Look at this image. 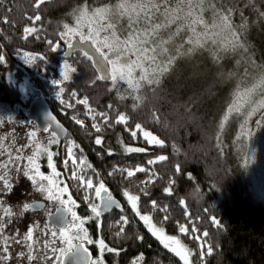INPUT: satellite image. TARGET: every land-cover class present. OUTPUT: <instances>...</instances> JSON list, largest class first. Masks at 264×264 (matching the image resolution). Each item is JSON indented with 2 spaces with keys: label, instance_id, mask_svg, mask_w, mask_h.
Masks as SVG:
<instances>
[{
  "label": "trees",
  "instance_id": "1",
  "mask_svg": "<svg viewBox=\"0 0 264 264\" xmlns=\"http://www.w3.org/2000/svg\"><path fill=\"white\" fill-rule=\"evenodd\" d=\"M118 2L120 0H46L36 9L35 0H0V56H3L0 67L5 65L8 70L25 65L29 69L26 81L34 77L37 79L36 92L46 99L67 128L63 142L79 145L83 152L78 149L73 151L86 158L84 168L87 164L92 165V169L87 170L86 179L91 177L94 185L103 181L116 195L115 190L118 192V186L123 185V188L139 196L138 211L150 216L151 222L163 228L166 235L176 236L193 250V264H264V205L252 195L242 179L244 171L242 173L238 161L237 145L234 148L227 144L232 141L235 127H241L245 118L232 120L233 124L227 125L224 132L220 129L231 95L228 93L229 85L221 78L219 66L207 56V52L196 50L184 57L177 56L169 72L161 78L155 95L147 89L133 93L122 83L118 85L119 91L110 92V81L92 83L98 73L81 51H75L68 58L63 56L66 45L60 40L59 33L63 31L64 24L74 26L71 7L84 4L88 10H93L106 5L114 6ZM223 3L225 8L234 6L237 9L232 14L235 22H243L240 16L243 12L248 26L245 33L253 45L251 51L257 63L264 68V16L260 15L264 13V0H223ZM246 4L250 6L245 7ZM35 15H40L41 20L34 21ZM25 27H36L39 31L25 39ZM117 27L120 34L122 24ZM84 33L87 34V30ZM74 39L78 40V37ZM49 40L59 45L55 51L48 44ZM25 53L29 54L28 58L35 57L32 63L26 62ZM63 63L69 69H76L75 72L70 70L68 75L71 78L67 81L61 75V70H65ZM4 70L0 68V72H6ZM19 71L10 79L18 78ZM136 75L139 76V70ZM53 81L59 83L54 84ZM0 83V101L12 105L18 100V90ZM60 87L64 88V92L57 99ZM73 92L77 93L76 97H72ZM135 95H142L144 99L135 101L132 99ZM120 96L125 99L121 100ZM83 97L89 99L90 107L95 110L91 115L107 113L111 127L104 125L103 119L97 116L95 122L102 130L96 133L92 129L93 121L84 115L87 109L76 104V100ZM61 100L64 102L61 103ZM69 103L73 107L69 108ZM109 104L112 110L108 109ZM134 104L139 107L133 108ZM118 113L127 117L126 124L115 123ZM73 116L83 120V126L76 124ZM136 124L156 135L163 141V146L149 144L141 130L135 128ZM133 130L137 131L136 137L131 136ZM118 133L126 145L145 148L146 151L117 153L114 140ZM96 136L103 138L102 146L95 145ZM223 140L227 147L223 146ZM109 150L112 156L107 155ZM160 155L168 159L147 165L148 159ZM177 165L181 168L179 173L175 171ZM137 166L146 167L163 178L146 184L143 182L148 179L149 172L136 173L129 179L119 172L108 175L113 168L134 170ZM170 180L175 181L174 194L168 197L163 188ZM141 188L147 189V197L140 191ZM181 199L185 201L191 222L179 205ZM151 200L158 202V208L168 206L167 221L163 220L165 213L153 210ZM212 217L220 222L219 227L212 223ZM181 223L189 227L188 235L179 233L178 224ZM193 226L197 227V234L201 236L202 232H209L207 243L213 247V253L203 259L200 258L199 242L191 238ZM141 230L140 226L136 229L127 226V237L137 239L140 232L143 234ZM132 231L135 234L131 237ZM142 241L147 264H178L177 258H173L159 241L147 234H143Z\"/></svg>",
  "mask_w": 264,
  "mask_h": 264
},
{
  "label": "snow or ice",
  "instance_id": "2",
  "mask_svg": "<svg viewBox=\"0 0 264 264\" xmlns=\"http://www.w3.org/2000/svg\"><path fill=\"white\" fill-rule=\"evenodd\" d=\"M46 0H35V8L39 9ZM217 3L220 4V8L217 7ZM250 6L246 4L245 7ZM237 9L234 6H228L225 8L223 0H120L114 6L106 5L104 7H96L91 13L87 7L79 10V15L76 17V27H70L68 24L63 25V31L59 33L61 41L67 40L66 47L68 49L76 48V44L72 42L74 37H78V43L81 45L82 55L91 61L95 72L98 73L95 80L92 81L95 84L97 81H110L111 87L108 91L118 89L119 84H126L127 88L133 93H139L142 89L149 90L153 95L158 92L159 85L161 84V78L164 77L172 67L177 56H183L191 54L197 50V48H204L208 41L212 44H217L219 41H224V50L236 51L237 49H244L247 52L244 44L241 43L240 34L236 30V26L232 23V14ZM206 12L211 13V22L205 19L204 14ZM264 16V13H260ZM240 16L242 24L238 27L243 29L246 27L247 21L244 18V14L241 11ZM29 19H32L31 17ZM126 19V25L119 29L118 34L117 25L121 20ZM41 16L35 15L34 21H40ZM84 23L88 25V32L85 34L81 31ZM39 29L36 27H25L24 38L27 39L34 33H38ZM104 33L103 36L101 34ZM184 33H189L187 39L182 38ZM177 38H181L180 43H176ZM52 50L55 51L59 45H54L52 40L48 41ZM91 46V51L88 50L85 45ZM185 45H189L187 51H182ZM171 46V47H169ZM27 63H32L35 57H29L28 53H25ZM69 55L65 52V56ZM0 60H3V56H0ZM67 68L68 65L65 64ZM75 72L76 69H70ZM139 70V76L137 77L136 72ZM61 75L65 81L71 77L68 73L62 70ZM54 84H58V81H53ZM261 83H264V77L261 79ZM255 87L246 89L243 93L238 92L236 99L228 107V113L240 112L243 102L252 103L251 96L255 91ZM64 92V88L60 87L57 92V99H60L61 93ZM72 97H76L77 93L73 92ZM121 100L125 99L124 96L119 97ZM135 101H142L144 97L142 95H135L132 97ZM64 101L61 100V103ZM76 104L83 105L87 112L84 115L89 116L93 121L91 127L96 133L101 132V127L95 122L96 117L100 116L103 119L104 125H109V117L106 112H96L95 115H91L95 110L89 105V99L83 97L76 100ZM69 108L73 107V104L67 105ZM109 110H112V105L109 104ZM139 107L138 104H134L133 108ZM259 109H264V100L260 101L256 107L252 108L249 116L253 115ZM155 117V114H153ZM11 119V118H9ZM50 124L43 128L45 132L51 131L52 139L49 140V144H59L60 135L63 133V128L59 123H56V129H60V132L52 129V124L55 122V117L51 114L47 116ZM72 119L76 124L83 126L84 121L77 119L73 116ZM264 119V117H262ZM224 121L228 120V115L223 118ZM116 124H126L127 117L118 113V117L115 120ZM247 124V120H245ZM220 129L224 128V122L221 121L219 125ZM242 128L244 125L241 126ZM135 128L141 130V125L136 124ZM35 131L29 133V136L34 141ZM131 136L136 137L137 131H131ZM144 138L148 140L149 144L155 143L156 145L163 146V141L158 140L155 136H152L149 132H143ZM218 139V137H217ZM3 138H0V159H2L7 153V159L0 163V192L3 190L11 191L12 189V175L13 173H19L23 171V175L26 176L32 183L34 191L40 193L44 200L47 201H58L61 205V209H57V215L55 216L54 222L51 220V213H49L50 222L49 224H36L37 229L49 232L52 239L42 242L43 253L42 257L34 255V245L41 243L39 240H34V228L29 226L27 233L21 236L18 232L12 236V240L16 244H20L26 248V253L21 251L19 257L27 255L29 262L42 258L45 261L52 260L55 264H103V253L115 252L119 254V250L108 247L103 239L95 241L98 243L100 250V257L93 259L89 248L86 245H92L93 239L90 238L88 230L84 227L85 220L82 219L77 212L74 210L79 207L76 200L73 199L71 192L69 191L68 185L64 184L63 187L60 185L64 183L61 180H57L61 173L57 171L53 164L54 153L49 151L48 148L42 147L39 143L35 144L33 154L27 157V165H17V161L21 160L22 157L19 155L23 151V146L16 149L17 155L13 157L8 148L2 142ZM95 145L102 146L103 138L96 136L94 140ZM66 147L67 158L63 160V166L65 169H69V163L72 165L70 170L71 179L78 181V188H83L85 191L92 189L93 179L88 177L86 179V173L88 169H92L91 164H87V168H84L86 164V158L83 156L79 157L74 154V149H78L79 152H83V149L74 142H69ZM127 153H143L146 151L145 148L141 147H128L125 149ZM41 153L46 154L48 167L52 170V175H45L40 171L37 160ZM107 155L112 156V151H108ZM168 159L165 155H160L155 159H148L147 165H155ZM93 171H95L93 169ZM175 171L179 173L181 168L179 165L176 166ZM78 172L80 174H78ZM119 172L125 179L133 177L136 173L149 172L148 179L143 183H155L157 180L162 179L159 174L150 172L148 168L137 166L134 170L128 168H113L112 172L108 175L112 176L114 173ZM98 175V174H97ZM47 182V183H45ZM175 181L170 180L168 186L163 188L165 196L171 197L173 193V185ZM140 191L144 196H148L149 192L146 188H141ZM67 194V200L64 199ZM95 196L99 199L100 203L89 202V196L84 195L83 199L88 204L93 214L88 219L100 218L105 213L111 212L113 208L119 209L121 212L124 209L120 203L115 200L108 189L105 187L103 181L99 182L98 187H95ZM124 196L128 197V201L131 204L132 210L139 217L141 221H144L148 227V231L163 245L165 249L175 254L183 261V264H193L191 257L195 255L194 251L187 248L180 239L176 236L165 235L163 228L156 227L155 224L151 223V217L147 215H140L137 210V201L140 199L139 196H130L127 191L124 192ZM179 205L184 209L185 217L190 215L187 210L185 201L181 199ZM151 206L154 211L165 213L163 220H168V206L158 208V202L151 200ZM43 203H24L22 211L19 215H23L29 209H44ZM14 215L10 208H4V216L11 218ZM213 224L219 227L220 222L211 218ZM11 220H9V223ZM123 223L128 224L126 216L121 215L117 224ZM51 224V226H50ZM100 225L98 224V227ZM6 224L3 217H0V240L3 242V253L8 252L9 237L3 235ZM178 231L181 234L188 235L189 227L185 224H178ZM124 232V227L120 228V231L116 233L120 236ZM193 235L191 238L199 242L200 258L203 259L205 255H211L213 253V247L207 243L209 232H202V236L197 234V227L191 228ZM57 237L59 243L63 244L64 247H56ZM142 239V237H141ZM37 251H39L37 249ZM59 253V255H57ZM0 259L7 260V255H0ZM138 260H143V256L138 257ZM133 264H137L133 261Z\"/></svg>",
  "mask_w": 264,
  "mask_h": 264
},
{
  "label": "flooded vegetation",
  "instance_id": "3",
  "mask_svg": "<svg viewBox=\"0 0 264 264\" xmlns=\"http://www.w3.org/2000/svg\"><path fill=\"white\" fill-rule=\"evenodd\" d=\"M64 43L67 45L66 40H64ZM0 68L3 71L6 66L3 65ZM4 75L8 76L9 78L12 77V73L6 75L4 72ZM3 77L4 76H2V72H0V82L6 83L8 87H11L10 81H6L5 78L4 81ZM35 98L31 97L30 99H28V101L25 100L24 103H20L23 104L25 111L20 113V116L18 118L20 125L18 127L13 126V124L11 123L0 129V138H3L2 142L5 147L8 148V152H10L13 157H15L18 154L16 149L23 146V151L19 153L22 159L16 162L17 165L20 166L27 165V157L33 154L36 143H39L42 147H46L49 149V151L54 153L53 164L55 165L57 171L61 173V175L59 177H56V179L64 182L60 185L61 187H63L64 184L68 185L73 199H75L77 204L79 205V207H76L74 210L82 219L85 220L84 227L88 230L90 238H92L94 241L92 245H86V247L89 248L93 259L100 257L99 245L98 243H95V241L103 239L108 247L119 250L118 255L115 252L110 253L105 250L102 256L103 264H133V261H136L137 264H147L144 259L142 250L143 241L141 237L143 236V234H147L153 239H157L150 232L143 230H141L143 231V234L140 232L137 239L127 237V226H129L131 229H136L141 225V220L134 211L128 210L127 205L123 202L122 198L114 194L110 190L108 185L104 184L108 189V192L111 193L112 197H115L121 201L124 211H117V209L113 208L111 212L105 213L98 219H88V217H91L93 214L91 213V209L88 207V204L84 201L83 197L85 194H87L89 196V202L100 203L99 199L95 196V186L92 189H88L87 191H85V189L83 188L80 191V188L77 187L78 181L71 179L70 168L65 169L63 166L62 162L67 158L65 151L66 144L63 142V140H60L61 143L59 144H49V140L53 138L51 136V131L45 132L43 129H40L36 122H34L33 120H26L28 115L29 102ZM0 105L8 110L13 109L11 105H5L1 101ZM33 131H35L36 133L34 141L29 136V133ZM74 154L77 156L79 162L80 154L78 152H74ZM7 155L8 154L5 153L4 157L0 159V163L7 159ZM37 163L41 172L48 176L52 175V170L48 167L46 154L41 153L39 159L37 160ZM69 165H71V163H69ZM11 183V191L5 189L0 192V217H3L6 224L3 235L9 237L7 253H3L2 249L4 245L2 240H0V255L8 256L7 260L0 259V264H55V262L52 260L45 261L42 258H38L37 260L29 262L27 259V255H25L24 257H19V253L21 251H24L26 253L27 250L24 246L16 244L12 240V236H14L17 232L21 236H23L27 233L29 226H33L34 240H39L41 242L34 245L33 254L37 255L38 257H42V242L50 240L52 239V237L49 232L37 229L35 225L40 224L41 226H43L44 224H49V213L52 214L51 220L54 222L55 216L57 215V209H61V205L58 201L44 200L43 196L40 193L34 191L31 181L23 175V171H20L19 173H13ZM64 199L67 200V194H65ZM24 203H43L45 207L44 209H29L27 212H24L23 215H19V213L23 210L22 206ZM4 208H10L14 215L11 218L4 216ZM139 213L141 214L140 211ZM121 215L127 217V225H124L122 222L120 224L116 223ZM9 220H11L10 223ZM98 224L100 225L99 227ZM121 227H124V232L120 236H117L116 233L120 231ZM134 234L135 231H132L131 237L134 236ZM55 246L64 247L63 244L59 243L58 237L57 244ZM37 249L39 251H37ZM165 250L170 253L173 258L177 257L168 249ZM57 255H59V253H57ZM140 256H143V260H138V257Z\"/></svg>",
  "mask_w": 264,
  "mask_h": 264
},
{
  "label": "rangeland",
  "instance_id": "4",
  "mask_svg": "<svg viewBox=\"0 0 264 264\" xmlns=\"http://www.w3.org/2000/svg\"><path fill=\"white\" fill-rule=\"evenodd\" d=\"M85 7L86 5L84 4L71 7L70 12H71V16L73 17V24H74L73 27H76V17L79 15V10ZM217 7L220 8V5L217 4ZM91 11L92 10H89V13H91ZM204 16L206 20L211 22L210 12H206ZM232 23L234 26H236V30L240 34L241 43L244 44L245 48L247 49V52H245L244 49H237L236 51H231V50L225 51L224 50L225 42L219 40L217 44H212L211 41H208L205 44L204 48L202 49L197 48V50L204 52L206 51L207 53L206 52L205 53L207 54V56L219 66V73L221 75L223 82L229 85L228 93H230L231 95V100L229 105H231L233 101L236 99V94L238 92L243 93L246 89L253 88L254 86H256L255 91L251 96L252 103L243 102V106L241 107V110L238 113L233 112L229 114L228 110L226 111L225 115H228V120L224 121L223 132L227 125L231 123L233 124L232 120L239 117H244L245 118L244 120H247V124H245V122L243 123L245 128L239 127L238 125L235 127V131L232 135V141L227 142V144L228 146L233 145L234 148L237 145L236 153L238 154L239 157L238 161L242 166V173L244 171V175L242 179H244V182H246L245 183L246 187L248 190H250L252 195L264 205V119H262V117H264V109H259L251 116L248 115V113L251 112L252 108L256 107V105L260 101L264 100V83H261V79L262 77H264V68L257 63L256 58L254 57V54L251 51L253 45L247 39V34L245 33L246 32L245 30L248 26L246 25L245 28L240 29L238 26L241 25L242 22H235L233 18H232ZM119 24H122V28H123L126 25V19L121 20ZM86 30L88 32V25L87 23H84L83 27L81 28V31L84 32ZM188 34L189 33H184L182 38L186 40ZM67 42L68 41L66 40V43ZM180 42H181V38H177L176 43H180ZM188 47L190 46L185 45V48L182 51L186 52L185 49H187ZM184 56L185 55H183L182 57ZM63 68L65 69L64 71L70 74V69L65 67V63H63ZM10 69H8L5 72L6 75H8L9 73L14 74L16 71L20 70L19 71L20 74L18 75V78L14 77L12 79H10L8 76H5L4 72H2L6 81H10L11 88H16L18 90L19 97L18 100L11 105V107H13L12 110H8L4 108L2 105H0V129L11 123L13 124V126L18 127L20 125L18 120L20 113L25 111L23 104L20 103L22 102L24 103L26 99L28 100L31 97L32 98L41 97V95H39L36 92L38 90L37 79L34 77L33 80L26 81V79H28L29 69H26L25 65L15 66ZM33 75L35 76V73H33ZM2 84L4 83L2 82ZM143 132H149V131L146 129H142L141 131L142 136H143ZM151 135L155 136L158 140H160L153 133H151ZM114 143L117 148V153L120 154L122 153L126 154L127 152L125 151V149L128 147H133V148L137 147V146L126 145L120 133H118V135L116 136ZM223 146L227 147V145L224 143V140H223ZM69 168L70 170H72L71 165H69ZM98 185L99 184L94 186L98 187ZM118 187H119L118 192L116 190L115 192L118 193L119 196L122 198L123 202L127 205L128 210L133 211L131 204L128 201V197L124 196V192L127 191L130 196H136V195L129 192L126 188H123V185L122 187L121 186ZM81 189L82 188H80V191ZM140 227L143 229V231L149 232L148 227L145 225L144 221H141ZM176 258L178 264H183V261H181L178 256Z\"/></svg>",
  "mask_w": 264,
  "mask_h": 264
},
{
  "label": "water",
  "instance_id": "5",
  "mask_svg": "<svg viewBox=\"0 0 264 264\" xmlns=\"http://www.w3.org/2000/svg\"><path fill=\"white\" fill-rule=\"evenodd\" d=\"M72 42L74 44H76V48L73 49H68L67 47H65V50L63 52V56L65 58L70 57V55H72L75 51H81V45L78 43V40L73 39ZM84 47H87L89 51H91V46L89 45H85ZM65 52H68L69 55L65 56ZM51 114L53 117H55V122H53L52 124V129L56 130L57 132H60V129H56L55 125L56 123H59L61 125V127L63 128V133H61L60 135V140H64L67 136V128L65 127V125L57 118V116L55 115V113L52 111V109L50 108L48 102L46 101L45 98H35L33 100H31L29 102V107H28V115H27V119L26 120H33L34 122H36V124L38 125V127L40 129L45 128L46 126H48L50 124V121L47 119V116ZM115 200H117L121 207L123 208V205L121 203V201L115 197H113ZM117 209V208H115ZM117 211H120L119 209H117Z\"/></svg>",
  "mask_w": 264,
  "mask_h": 264
}]
</instances>
